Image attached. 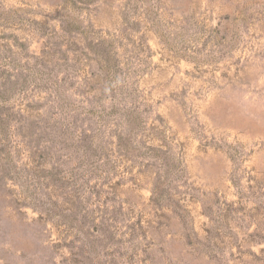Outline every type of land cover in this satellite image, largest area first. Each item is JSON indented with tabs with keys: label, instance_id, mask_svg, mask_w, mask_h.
Returning a JSON list of instances; mask_svg holds the SVG:
<instances>
[{
	"label": "rangeland",
	"instance_id": "obj_1",
	"mask_svg": "<svg viewBox=\"0 0 264 264\" xmlns=\"http://www.w3.org/2000/svg\"><path fill=\"white\" fill-rule=\"evenodd\" d=\"M0 264H264V0H0Z\"/></svg>",
	"mask_w": 264,
	"mask_h": 264
}]
</instances>
